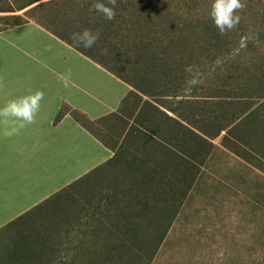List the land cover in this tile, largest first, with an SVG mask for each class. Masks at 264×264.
Here are the masks:
<instances>
[{
  "label": "rangeland",
  "instance_id": "obj_1",
  "mask_svg": "<svg viewBox=\"0 0 264 264\" xmlns=\"http://www.w3.org/2000/svg\"><path fill=\"white\" fill-rule=\"evenodd\" d=\"M30 1L0 0V32L10 29L6 35H0V60L5 63L3 66L0 61V71H21L18 67L20 64L17 63L18 55L24 54L7 44V38L17 41L28 52L42 50L39 51L42 54L43 48L49 43L52 45L50 52L59 50L58 45L51 42L54 40L43 33L39 34L35 27L28 26L19 30L13 27L37 23L35 17L64 31L66 19L63 13L70 11L67 6L69 3H77L75 0H70L69 3L63 0L44 3L32 11V17L26 10L48 0H38L20 9ZM211 50L214 51V48ZM234 50L235 54L230 57L180 62L182 71L177 70L179 64L172 63L171 67H167V63H164V68L158 73L153 71L144 74L149 76L146 82L153 85L148 89L158 95V98L152 100L160 101L167 107L178 108V113L182 118L186 117L192 128L210 134L217 132L219 127L229 123L231 117L239 114L246 107L244 102L259 103L256 108L259 115L255 116L258 131L248 128L245 131L243 128L239 136L249 150L242 145L237 148V143L234 142L233 145L232 140L223 142L222 137L215 139L217 146L230 145L235 152L240 151L254 160L251 157L254 153L264 157V141H260L264 139L261 138L264 130V41L242 47L240 52ZM186 66H192L194 72H200L204 82L195 87L190 86L188 80L191 76L185 71ZM171 94L174 95L172 98L162 97ZM133 95L125 103L124 109L121 108L125 117H129L140 100L136 94ZM250 96L254 99H250ZM182 98L184 102L180 106ZM143 111L155 115L154 110L147 106ZM83 120L85 126L107 140L111 136L105 129L113 132L123 125L122 118H113L105 123L87 121L85 117ZM163 122V133L166 134L171 124L167 118ZM181 134L186 145H183L182 140L180 147L176 143L174 145L187 158L179 155L181 171L177 174L178 169L176 170L174 206L180 209L172 226L167 222L171 215L166 208L173 204L169 193L162 200L164 205L153 209L156 210L153 213L140 206H112L111 209L105 206L100 208L101 217L88 220L89 216L86 214L94 210L95 197L99 194L96 186L99 188L105 182L101 177L95 179L91 174L30 215L0 228V264H264V175H247L244 190L223 189L222 184L216 183L211 185L203 163V156L208 149L200 140L191 136L190 132L181 129ZM253 134H256L255 139ZM164 140L167 142V137ZM215 157L216 166L213 171L218 175L242 172L241 167L230 165L232 157L228 166L224 165L227 160L225 156L222 158L221 154H217ZM255 158L254 161L259 160L258 157ZM260 168L264 172V160ZM188 184H192L193 190H187L185 195L183 189ZM212 186L217 190H211ZM81 219L82 222H87L86 228H78ZM128 224L130 228L134 224H139L140 227L138 230H131L127 227ZM81 231L83 232L80 233ZM42 234L49 236L48 251L44 253L35 250L33 244L35 237H41Z\"/></svg>",
  "mask_w": 264,
  "mask_h": 264
},
{
  "label": "crops",
  "instance_id": "obj_2",
  "mask_svg": "<svg viewBox=\"0 0 264 264\" xmlns=\"http://www.w3.org/2000/svg\"><path fill=\"white\" fill-rule=\"evenodd\" d=\"M28 26L35 27L39 34L43 33L54 40L51 42L57 44L59 50L50 52L52 45L49 43L43 48L42 54L39 52L42 50L28 52L24 51L22 45L19 46L18 42L12 38L5 39L7 44L24 55H18L17 63L20 64L18 67L21 71L17 69L10 73H7L5 69L0 71V76L4 77L3 84L0 85V108H3L8 101L37 90L43 91L45 97L41 101L36 123L27 125L19 131V134L5 135V132L18 122L0 121V228L19 217L30 215L33 209L43 201L59 192L64 194L72 183L91 174L95 179L101 177L105 180L102 186L99 188L96 186V191H99L95 197L98 212L105 206L109 209L112 206L128 208L140 206L153 213L156 211L153 209L164 205L162 200L166 193H169L175 205L177 188L174 184L176 170L178 169L177 174L181 171V158L178 156L177 159L172 160L173 165L170 170L160 168L161 161L164 160L160 148L163 149V143H166L163 137L161 139L160 132L163 134V119L167 118L161 111L168 113L179 122H182V119L163 105L144 96V99L152 101L159 110L147 105L148 109L154 110L157 116L142 110L140 123L143 128H149L151 125L157 130L158 135L155 136L157 141L152 140L153 147H151L149 143H145L142 136H126V131L123 132L125 122L129 121L128 126L133 124L139 110H132L129 117H125L121 113V108L124 109L125 103L134 96L131 95L134 88L38 23L30 22L13 28L19 30ZM9 30L1 31L0 35H6ZM1 63L5 66L3 61ZM22 66L25 67L22 69ZM69 72L71 83L65 88L59 76ZM64 105L68 106L69 110L57 120ZM259 105V103L256 104L253 110L246 112L232 124L227 123L219 127L214 133L216 137L210 132L204 135L213 144L210 147L211 150L206 152V155L203 154L205 157L202 155L211 185L216 183L222 184L223 189L227 187L231 190H244L247 175H264L260 168L264 157L254 153L251 157L254 160L255 157L259 158L258 161H254L240 151L235 152L230 145L217 146L215 142V139L222 137L223 142L232 140L233 145L234 142L237 143V148L242 145L249 150L248 145H243L239 136L243 128L245 131L247 128L258 131V123H256L258 120L255 116L259 115L256 109ZM83 117L87 121L97 123L103 122L102 120L105 123L113 118H122L123 125L113 132L105 129L111 136L107 140L97 137L101 135L85 126ZM220 128L221 131H219ZM193 130L202 134L195 128ZM232 131L234 134L231 135ZM262 131L261 138L264 137V130ZM177 134L179 137L180 131ZM175 136L176 131L173 132L174 147ZM253 136L255 139L256 134ZM260 141L263 143L264 139ZM215 147L220 150H215ZM217 154L227 158L224 163L226 166L229 165L232 157L230 165L241 167L242 172L218 175L214 172ZM227 176L237 179H227ZM210 189L217 190L214 186ZM101 216L100 212L96 214L97 218Z\"/></svg>",
  "mask_w": 264,
  "mask_h": 264
},
{
  "label": "trees",
  "instance_id": "obj_3",
  "mask_svg": "<svg viewBox=\"0 0 264 264\" xmlns=\"http://www.w3.org/2000/svg\"><path fill=\"white\" fill-rule=\"evenodd\" d=\"M36 1L38 0H31L28 4L22 5L20 9ZM58 1L60 0H48L47 2L36 4L32 8L26 10V12L33 17L32 11L36 8L41 7L44 3H56ZM63 1L69 3L70 0ZM75 1H77V3L73 1L71 2L73 3L72 5L71 3L67 5L70 9L69 12L67 10L63 13L64 15L61 14L66 19L64 21V31L43 23L41 19L35 17L34 19H36L38 24L46 27L72 47L106 67L134 88L131 91V95L136 94L140 98L139 104H137L135 109V111H139L133 124L128 126L129 121L125 122L123 132L126 131V136H142L145 143H149L148 145L152 144V140L157 141L155 136L158 135V132L151 125L149 128H143L140 123L141 113L143 108L147 105L157 110H159V108L152 104V101L144 99V96L150 99L158 98L156 93L148 89V87H152L153 85L146 82L149 78V76L146 75L147 73L153 71L158 73V71L164 68V63H167V67H171L170 64L172 63L179 64L185 61L190 63L197 59H210L212 57L216 58L222 56L230 57L235 54L234 49L240 52L242 48L240 46L242 37L248 38L247 45L257 41H264V0H245L247 4L246 9L238 13L242 16L240 25L236 30L224 36L219 34L218 28H216L214 22L210 18L211 5L214 0H117L115 8L116 18L112 21L104 19L100 14L89 11V7L94 0ZM75 8L77 10H75ZM256 21L259 22L256 23ZM85 28L91 29L94 33L98 31L100 35L97 43L91 48L76 46L70 39L72 33L81 32ZM213 48L214 51L211 50ZM182 69L183 67L181 68L179 64L177 70L182 71ZM173 96L174 95L171 94L162 97L172 98ZM229 97L231 98V96ZM242 97L243 99L246 98L245 96H241V98ZM236 98L239 99L240 97L236 96ZM250 99H254V97L250 96ZM156 102L173 113L177 114L179 111L176 107H167L160 101ZM183 102L184 100L182 98L179 101L180 106L183 105ZM244 103H246V107H244L239 114L231 117L229 121L230 124L237 121V119L242 117L246 112L253 110L256 105V103H252L251 101ZM67 110H69L68 106L64 105L57 120L60 119ZM161 112L166 115L168 120H171V125L168 126L169 128H167L166 134H161V139L165 137L168 139L166 143L161 141L164 144V147H162L163 149L160 148L161 156L164 159H161L160 168L162 170L172 169V160L177 159L179 155L185 157L181 150L173 146L174 131H176L175 143L177 146L180 147L183 143V145H186L185 141L181 139L182 134L179 137L177 134L178 131L181 133V129H183L184 131L190 132L191 136L196 137V139L205 144L204 146L208 149L207 152L210 150L213 144L204 137V135H206L204 130H199L203 135L195 132L190 123L186 121V117L182 118L179 113L182 122L172 118L164 111ZM102 121L104 122V120ZM173 121H175V123H173ZM221 130L220 128L219 131ZM97 137L101 136L97 135ZM214 137H216V134H214ZM161 142L160 145L162 144ZM151 147L153 146L151 145ZM184 161L189 162L185 159ZM82 180L83 179L77 180L72 183L70 187L81 183ZM191 186L192 184H188L186 188L184 187L183 190H185V195L187 190L190 191L192 189ZM62 194V192H59L53 195L51 198L35 207L33 211L44 206L49 201L55 200ZM93 208L94 210L89 212L91 213L90 215H88L89 213L86 214L89 216L87 218L88 220L97 218L96 214L100 212L96 211L99 210V208L95 205ZM179 209L173 204L167 206L166 210H168L171 215L169 221H167L169 225L172 226L173 221L179 213ZM24 217L25 216L19 217L11 223H15ZM82 221L83 219H81L77 225L80 229L81 227L83 229L88 226L87 222ZM127 227L130 228L131 226L128 224ZM139 227V224H134L130 229L138 230ZM165 231L168 232V230ZM82 232L83 231L80 233ZM48 238V234H42L41 237L36 236L33 242L36 247L34 249H38L43 253L48 251Z\"/></svg>",
  "mask_w": 264,
  "mask_h": 264
},
{
  "label": "clouds",
  "instance_id": "obj_4",
  "mask_svg": "<svg viewBox=\"0 0 264 264\" xmlns=\"http://www.w3.org/2000/svg\"><path fill=\"white\" fill-rule=\"evenodd\" d=\"M117 0H94L90 5L89 11L100 14L104 19L112 21L116 18ZM247 7L245 0H214L211 5L210 18L219 30L221 36L227 35L229 32L238 28L241 23L242 16L238 13L243 12ZM99 32H93L91 29H83L81 32H74L70 39L76 46L84 48L93 47L99 40ZM247 37H242L240 46H247ZM185 71L190 74L191 79L188 84L192 87L198 86L204 82L203 75L196 71L192 66H186ZM60 81L67 88L71 83V74H61ZM4 77L0 76V85L3 84ZM45 93L37 90L34 93L23 96L18 99L8 101L3 108H0V121L7 123L12 120L14 126L5 132V135H17L21 129L27 125L36 123V118L41 108V101L44 100Z\"/></svg>",
  "mask_w": 264,
  "mask_h": 264
}]
</instances>
